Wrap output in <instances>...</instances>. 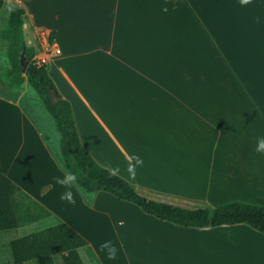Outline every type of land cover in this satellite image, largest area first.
<instances>
[{"label": "crops", "instance_id": "crops-1", "mask_svg": "<svg viewBox=\"0 0 264 264\" xmlns=\"http://www.w3.org/2000/svg\"><path fill=\"white\" fill-rule=\"evenodd\" d=\"M12 3L28 45L54 34L49 73L91 156L140 195L194 210L264 206V0H0V171L51 212L19 236L51 219L87 239L85 264H264L249 225H178L74 179L40 94L1 74Z\"/></svg>", "mask_w": 264, "mask_h": 264}, {"label": "trees", "instance_id": "trees-1", "mask_svg": "<svg viewBox=\"0 0 264 264\" xmlns=\"http://www.w3.org/2000/svg\"><path fill=\"white\" fill-rule=\"evenodd\" d=\"M27 11L15 3L11 4L9 21L1 35L9 41L8 55L12 67L1 74L12 88H22L27 79L37 90L53 114L61 131V150L74 179L86 190L105 191L116 197L137 204L145 213L163 221L187 227H207L232 224H246L264 233V206L233 201L213 209H185L150 200L140 195L123 177L101 166L84 148L71 103L64 99L49 73V64L35 59L34 47L27 44L24 24ZM54 34L51 37L53 40ZM28 61L23 71L21 56ZM51 86L63 98L54 105L47 87ZM51 212L37 202L6 174L0 171V231L18 229L29 225ZM87 239L73 227L56 221L45 228L10 240L12 260L5 264H56L61 257L63 264H85L79 249L87 245Z\"/></svg>", "mask_w": 264, "mask_h": 264}, {"label": "rangeland", "instance_id": "rangeland-1", "mask_svg": "<svg viewBox=\"0 0 264 264\" xmlns=\"http://www.w3.org/2000/svg\"><path fill=\"white\" fill-rule=\"evenodd\" d=\"M5 19H6V13H4L0 19V26L4 23ZM55 222L56 221H52L51 219L50 220L44 219L38 225L28 226V228L24 231V233H29V232L31 233L33 231H36V230L45 228L51 224H54ZM22 227H24V226H22ZM19 233H20L19 228L18 229H12V230L0 231V264H5V263H8L12 260V255H11V252L9 249V242H10V240L17 238L20 235ZM84 252H86V251H84ZM83 257L86 261V264H91V262H94V264H101V263L97 262L95 257H93V254L89 255L88 259L84 254H83ZM27 264H34V262L29 261ZM56 264H63L61 257L56 258Z\"/></svg>", "mask_w": 264, "mask_h": 264}, {"label": "built area", "instance_id": "built-area-1", "mask_svg": "<svg viewBox=\"0 0 264 264\" xmlns=\"http://www.w3.org/2000/svg\"><path fill=\"white\" fill-rule=\"evenodd\" d=\"M43 43L41 47L35 50V59L43 64H49L51 57L60 54V49L53 46L52 41L45 34H41Z\"/></svg>", "mask_w": 264, "mask_h": 264}, {"label": "water", "instance_id": "water-1", "mask_svg": "<svg viewBox=\"0 0 264 264\" xmlns=\"http://www.w3.org/2000/svg\"><path fill=\"white\" fill-rule=\"evenodd\" d=\"M21 64L23 66V71L25 72L27 67H28V61L26 60V58L22 55L21 56ZM48 93L51 97L52 103L54 105L58 104L59 102H61L63 100V98L60 96L59 92L57 91V89L48 86Z\"/></svg>", "mask_w": 264, "mask_h": 264}, {"label": "clouds", "instance_id": "clouds-1", "mask_svg": "<svg viewBox=\"0 0 264 264\" xmlns=\"http://www.w3.org/2000/svg\"><path fill=\"white\" fill-rule=\"evenodd\" d=\"M244 2H247V0H244ZM256 150L258 152H264V136L257 138V148Z\"/></svg>", "mask_w": 264, "mask_h": 264}]
</instances>
